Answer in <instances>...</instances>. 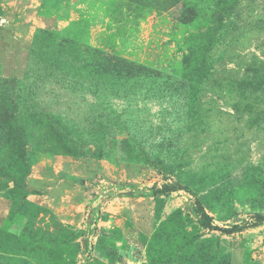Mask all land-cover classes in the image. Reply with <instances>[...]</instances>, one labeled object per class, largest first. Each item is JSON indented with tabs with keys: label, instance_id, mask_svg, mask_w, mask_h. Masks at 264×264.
I'll return each instance as SVG.
<instances>
[{
	"label": "rangeland",
	"instance_id": "1",
	"mask_svg": "<svg viewBox=\"0 0 264 264\" xmlns=\"http://www.w3.org/2000/svg\"><path fill=\"white\" fill-rule=\"evenodd\" d=\"M0 97V264H264V0H0Z\"/></svg>",
	"mask_w": 264,
	"mask_h": 264
},
{
	"label": "trees",
	"instance_id": "2",
	"mask_svg": "<svg viewBox=\"0 0 264 264\" xmlns=\"http://www.w3.org/2000/svg\"><path fill=\"white\" fill-rule=\"evenodd\" d=\"M0 99H2V98L0 97ZM182 189H184V188H179V186H177V185L165 186L160 190H156L155 193H156V195H163L166 193H173V192H176V191L182 190ZM196 212L199 216V221H200V224L202 225L203 228H206L208 230H216V231H219L221 234H225V235H231V234L236 233L237 231H239L241 229H245V228H256V227L260 226L262 223H264V218L258 216V217H254V221L251 224H245V225L240 226V227L234 226V227L228 228V229H220V228H217V227H214L211 225V220L207 216V214L204 212L201 205L197 204Z\"/></svg>",
	"mask_w": 264,
	"mask_h": 264
}]
</instances>
